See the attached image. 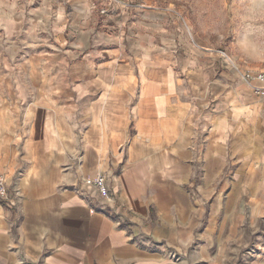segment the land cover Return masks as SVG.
<instances>
[{
  "label": "crops",
  "instance_id": "obj_1",
  "mask_svg": "<svg viewBox=\"0 0 264 264\" xmlns=\"http://www.w3.org/2000/svg\"><path fill=\"white\" fill-rule=\"evenodd\" d=\"M5 4L13 22L19 11L0 0V44L13 47L20 25L5 35ZM91 5L73 0L64 18L77 26L52 32L49 49L14 62L0 52V75L27 73L42 55L55 75L64 61L70 87L51 100L77 113L73 158L0 135V177L17 193L9 208L0 201V264H264V95L159 11L109 17L119 32L105 35ZM47 114L36 109L33 142ZM97 175L112 200L82 186Z\"/></svg>",
  "mask_w": 264,
  "mask_h": 264
},
{
  "label": "rangeland",
  "instance_id": "obj_2",
  "mask_svg": "<svg viewBox=\"0 0 264 264\" xmlns=\"http://www.w3.org/2000/svg\"><path fill=\"white\" fill-rule=\"evenodd\" d=\"M92 3L97 30L102 34L112 35L119 32L105 23L109 17H134L144 6L159 11L166 24L180 29L191 44L206 49L223 51L236 63L240 71L244 66L264 69V0H89ZM19 20V39L13 47L0 44L8 61L14 57L26 56L30 51L49 49L53 44L54 34L37 29L32 35L34 43H29L31 26L41 24L48 28L56 18L60 8L68 17L73 0H16ZM47 5V7H46ZM118 6V9H113ZM54 14V15H53ZM48 23L44 24V18ZM170 26L168 29H170ZM127 32V27L122 32ZM50 34V35H49ZM52 34V35H51ZM43 41H47L43 43ZM12 47V48H11ZM10 48L12 50H10ZM10 50V51H9ZM12 52V53H10ZM12 56V57H11ZM13 58V59H12ZM12 59V60H11Z\"/></svg>",
  "mask_w": 264,
  "mask_h": 264
},
{
  "label": "clouds",
  "instance_id": "obj_3",
  "mask_svg": "<svg viewBox=\"0 0 264 264\" xmlns=\"http://www.w3.org/2000/svg\"><path fill=\"white\" fill-rule=\"evenodd\" d=\"M9 7L7 4L4 5L5 35L10 34L14 23H22V18L20 21H12ZM81 15L86 18V14ZM79 19H81V16H77V20ZM43 23H48L47 17L44 18ZM64 26L74 28L77 26V23L73 21L72 25H68L63 15V8H61L60 15L50 27L53 33L59 34L63 32ZM37 29L49 31V28L37 24L30 29L29 35ZM72 34L71 31L68 33V35ZM0 39H3V37H0ZM46 42L43 41V43ZM75 54H78V52ZM58 63L60 71L55 75H50V73L53 67H57L56 64H52L48 68L43 67V65L48 64V59L44 55L31 65L30 71L27 73L14 74L13 69L9 67L6 73L0 75V110L3 113V122L0 124V135L3 136L5 144H16L20 151H27L35 145L43 148L47 152L66 154L69 155V158L75 157L76 140L72 132L77 123L75 120L77 114L76 109L75 107L64 109L56 108L55 101L51 100L52 96H60L66 88L70 87L64 78L66 65L64 61H59ZM5 66H7V63H5ZM33 82L38 84L39 87H31ZM71 87L73 91L79 94L76 98L77 100L85 94V89L79 86ZM13 88L14 91H11ZM32 92L38 93L39 98L33 97L34 103L25 106V101ZM38 107L48 108V114L42 129L43 139L33 142L36 109ZM89 114L91 113H80L82 116ZM103 115V109L101 108L97 123L103 119ZM22 138L25 141L23 147L20 146ZM25 158L27 159L28 157ZM84 186L86 188L89 187L87 182H85Z\"/></svg>",
  "mask_w": 264,
  "mask_h": 264
},
{
  "label": "built area",
  "instance_id": "obj_4",
  "mask_svg": "<svg viewBox=\"0 0 264 264\" xmlns=\"http://www.w3.org/2000/svg\"><path fill=\"white\" fill-rule=\"evenodd\" d=\"M216 53L221 59L225 60L233 70L239 72V67L227 56L225 52L217 51ZM240 77L250 87L256 96L264 95V86L257 85V83L264 82V69L244 66L242 71H240ZM107 180L108 179L105 176L97 175L94 178H86L82 180V186L86 188L84 185L85 182H87L89 185L87 188L94 189L102 200L110 201L112 200V195L107 187ZM16 196L17 193L9 188L4 182L3 178L0 177V201L9 208L12 206V202Z\"/></svg>",
  "mask_w": 264,
  "mask_h": 264
}]
</instances>
